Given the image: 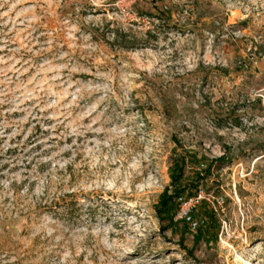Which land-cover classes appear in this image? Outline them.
Listing matches in <instances>:
<instances>
[{"label":"rangeland","instance_id":"rangeland-1","mask_svg":"<svg viewBox=\"0 0 264 264\" xmlns=\"http://www.w3.org/2000/svg\"><path fill=\"white\" fill-rule=\"evenodd\" d=\"M0 264H264V0H0Z\"/></svg>","mask_w":264,"mask_h":264},{"label":"trees","instance_id":"trees-1","mask_svg":"<svg viewBox=\"0 0 264 264\" xmlns=\"http://www.w3.org/2000/svg\"><path fill=\"white\" fill-rule=\"evenodd\" d=\"M187 163L186 158H181L177 160L174 164L175 166V172L173 173V182L176 185V187L173 190L166 189V191L162 194V197L160 199V211L163 213H166L169 217L174 216L178 209V203L180 199L184 198V193L187 192L188 186L181 183V181L184 179V173H185V165ZM210 167H208L206 170V174H208ZM198 180L195 182L192 187L197 188V184H199L200 181H202L200 178V175H198ZM193 191H188V196L192 195ZM185 197H187L185 195ZM204 223V222H203ZM202 223V224H203ZM201 224V225H202ZM201 225H197V230L199 231L201 229Z\"/></svg>","mask_w":264,"mask_h":264},{"label":"built area","instance_id":"built-area-1","mask_svg":"<svg viewBox=\"0 0 264 264\" xmlns=\"http://www.w3.org/2000/svg\"><path fill=\"white\" fill-rule=\"evenodd\" d=\"M201 198H203V194L199 193L198 195L188 197L184 201H182V203L180 204L179 212H178L179 218L192 220L191 219L192 209L195 206V203ZM196 225L197 223H193L194 227Z\"/></svg>","mask_w":264,"mask_h":264}]
</instances>
